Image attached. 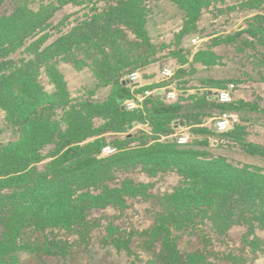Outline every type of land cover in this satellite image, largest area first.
<instances>
[{
  "label": "rangeland",
  "instance_id": "rangeland-1",
  "mask_svg": "<svg viewBox=\"0 0 264 264\" xmlns=\"http://www.w3.org/2000/svg\"><path fill=\"white\" fill-rule=\"evenodd\" d=\"M16 1L0 0V15H10ZM29 1L30 9L44 14L40 19L50 15L54 8L55 11L49 20L41 22L34 35L0 56V75L24 63L35 64L37 74V86L29 95L22 91L20 97L15 88L20 86L19 82H0V100L4 95L19 105L14 111L0 106V145L22 135L23 131H18L20 121L35 108L33 96L44 93L53 97L52 108L44 103L38 110L51 115L50 128L56 130L52 134L54 142L40 149L46 159L29 169L36 166L38 171H44L48 167V155L57 150L59 140L63 142L57 130H67L69 122L82 123L81 127L90 122L93 129L110 127L118 108L115 90L119 83L127 84L130 73L137 70L141 79L135 85L139 88L131 90L132 97L145 99L138 100L139 110L132 113L134 121L128 128L103 134L106 145L118 146L120 150L174 142L173 120L181 119L189 137L183 147L194 148L200 155L224 157L238 166L264 168V156L252 153L256 149L254 144L264 150V15H244L237 24L232 21L242 7H264V0H71L59 7L52 4H58L57 0ZM240 25L244 26L238 30ZM193 36L199 38L196 43L190 41ZM166 63L177 72L171 82L178 93L179 109L172 113L161 111L163 103L155 98L156 89L168 83L160 77ZM123 71L127 74L120 73L114 80L108 78ZM231 84L235 85L236 104L225 111L236 114L238 121L228 133L219 134L212 127L222 107L211 100L210 94ZM209 155L206 159L210 160ZM130 170L117 172L108 184L115 186L129 178L137 184H149L147 191L151 196L128 197L129 207L125 210L111 205L93 209L89 219L99 226L96 224L90 233L91 250L81 251L76 260L48 261L50 264H133L135 254L128 255L126 250H117L106 241L108 227L113 224L120 233L132 231L135 226L125 228L131 227L127 226L129 219L140 223L141 228L150 227L157 211L163 208L158 197L173 193L185 182L176 170L156 175L147 173L141 165ZM198 221V225L175 231L181 237L182 249L202 250L216 264H264L263 228L236 225L228 235L215 237L211 235L215 232L211 222L197 218ZM31 229L25 227L28 232ZM2 231L0 224V236ZM59 237L72 239L73 235L62 231ZM136 251L141 256L136 262L147 264L148 249L141 245ZM20 254L23 263L41 264L29 253Z\"/></svg>",
  "mask_w": 264,
  "mask_h": 264
},
{
  "label": "trees",
  "instance_id": "trees-1",
  "mask_svg": "<svg viewBox=\"0 0 264 264\" xmlns=\"http://www.w3.org/2000/svg\"><path fill=\"white\" fill-rule=\"evenodd\" d=\"M69 1L57 0L58 4H52L59 7ZM29 5V0H17L10 15H0V56L10 53L27 37L34 35L41 22L49 20L55 11L54 8L50 15L40 19L44 14H38ZM235 13L237 15L232 16V21L237 24L241 20L238 18L244 15L247 18L263 16L264 7L244 6ZM193 38L197 37L193 36L191 43ZM34 65L24 63L10 73L0 75V82L11 85L19 82L20 86L15 85L19 97L22 91L29 95L33 86H37ZM170 66L175 71L174 77L170 80L161 78V81L168 83L158 88L174 87L171 81L177 72L174 66ZM120 73L126 72L113 73L108 78L114 80ZM126 81L127 84L119 83L120 87L114 93L118 108L117 115L112 119L113 124L93 129L90 122L84 123L83 127L80 126L82 123L69 122L67 130L58 129L57 134L63 142L59 140L57 150L48 155L51 160L44 171H38L36 166L29 167L44 161L47 155H42L40 149L54 142L52 134H56V130L50 128L53 119L51 115L38 110L44 103L47 108H52L53 97L44 93L32 97L35 108L20 121L18 131H23L22 135L15 141L0 145V224L3 227L0 264H26L21 260L20 252L29 253L30 258L39 259L41 264L59 262L61 259L68 262L78 259L81 251L89 252L90 233L99 226V223L96 225L89 219L93 209H104L111 205L125 210L129 207L128 197L151 196L147 191L149 184H137L129 178L115 186L108 184V181H114L117 172L122 169L128 172L139 165L152 175L176 170L184 178L185 184L173 193L158 197L160 203H164L163 208L157 211L150 227L141 228L134 219L126 221L127 226H131L126 229L135 226L126 233H120L113 224L108 227L106 241L115 245L117 250H126L128 255L135 254L136 260L141 258L136 249L142 245L150 252L147 264H152L151 260H156L155 264H216L204 251L184 250L179 245L181 237L178 238L175 231L198 225L197 218L202 222H211L215 229L211 235L215 237L226 236L234 226L242 224L264 229V168L258 165L238 166L224 157L207 154L212 156L209 160L206 153L200 155L194 148L183 147L177 141L178 131L186 127L181 119L173 120L174 142H156L151 146L139 145L120 150L115 146L116 153L103 154L107 144L103 134L111 129L128 128L134 121L131 120L132 113L139 110L126 108L125 103L134 99L131 90L139 88L129 84L128 79ZM217 91L212 90L210 98L222 107V112L228 107L235 108V100L220 104L216 99ZM43 94L47 96L46 99ZM1 98L0 106L7 111H14L19 106L11 97L5 99L2 95ZM155 98L163 103L161 111L164 113L179 109L176 103L178 96L168 101L157 90ZM233 127L219 134H226ZM212 131H215L213 127ZM129 138L132 137L129 135ZM253 146L256 149L252 153L264 156L261 145ZM28 226L32 228L30 232L25 230ZM62 231L73 235V238H60ZM136 260L133 264H138Z\"/></svg>",
  "mask_w": 264,
  "mask_h": 264
},
{
  "label": "built area",
  "instance_id": "built-area-1",
  "mask_svg": "<svg viewBox=\"0 0 264 264\" xmlns=\"http://www.w3.org/2000/svg\"><path fill=\"white\" fill-rule=\"evenodd\" d=\"M199 39V38H198ZM197 38H193L192 42L196 43L198 40ZM175 71L173 68L166 64L161 70V78L163 80H170L174 77ZM141 73L137 71H133L130 73L128 78V83L135 87L136 84L140 82ZM168 87H161L157 90L162 94L163 97H166L168 101L175 100L178 96L176 88H172L171 86ZM167 88L169 89L168 91ZM234 88L235 85L231 84L229 87L220 89L217 91L216 99L220 104H229L234 102L235 95H234ZM146 94L149 95L150 91H146ZM145 99V98H143ZM142 98H138L137 100H128L126 104V108L128 110H135L138 108V100H143ZM238 121V117L236 114H233L230 111L221 112L217 117H215V122L213 125V129L218 133H223L228 131L236 122ZM178 144L184 145L189 141V137L185 132H178ZM117 152L116 147H112L111 145H107L103 148L104 155H111Z\"/></svg>",
  "mask_w": 264,
  "mask_h": 264
},
{
  "label": "crops",
  "instance_id": "crops-1",
  "mask_svg": "<svg viewBox=\"0 0 264 264\" xmlns=\"http://www.w3.org/2000/svg\"><path fill=\"white\" fill-rule=\"evenodd\" d=\"M160 77H161V75H160ZM186 127H183V128H181L178 132L180 133V132H185L186 131Z\"/></svg>",
  "mask_w": 264,
  "mask_h": 264
},
{
  "label": "water",
  "instance_id": "water-1",
  "mask_svg": "<svg viewBox=\"0 0 264 264\" xmlns=\"http://www.w3.org/2000/svg\"><path fill=\"white\" fill-rule=\"evenodd\" d=\"M243 26H244V25H240V26L238 27V30L241 29Z\"/></svg>",
  "mask_w": 264,
  "mask_h": 264
}]
</instances>
